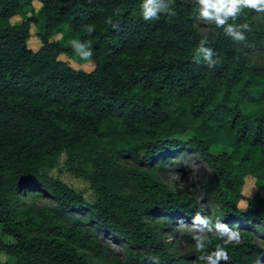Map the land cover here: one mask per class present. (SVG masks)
Listing matches in <instances>:
<instances>
[{
	"label": "trees",
	"instance_id": "16d2710c",
	"mask_svg": "<svg viewBox=\"0 0 264 264\" xmlns=\"http://www.w3.org/2000/svg\"><path fill=\"white\" fill-rule=\"evenodd\" d=\"M163 2L145 21L143 0H0V225L14 240L0 239V252L14 264H210L220 248L219 264L264 258L254 240L264 238V13L201 28L198 0ZM64 23L93 53L91 70L71 66L74 48L52 39ZM242 24L244 41L225 34ZM202 41L220 60L213 68ZM186 154L204 165L190 189L165 178ZM179 223L177 250L168 233Z\"/></svg>",
	"mask_w": 264,
	"mask_h": 264
},
{
	"label": "rangeland",
	"instance_id": "374dc122",
	"mask_svg": "<svg viewBox=\"0 0 264 264\" xmlns=\"http://www.w3.org/2000/svg\"><path fill=\"white\" fill-rule=\"evenodd\" d=\"M199 1V0H198ZM34 9H37L39 7V3L37 1L33 2ZM26 10L24 16L31 14L30 7L24 8ZM24 9L22 11H24ZM40 18V21L37 23V26L34 25L33 28L35 31H41L43 30V24H44V17ZM22 18L20 17H14L11 19L12 22L14 21H20ZM202 20V26H199L201 28L205 27V22H207V18L203 17ZM33 29V30H34ZM52 39L59 41L63 46L70 48H74V56L69 59V64L73 66L76 69H82V70H91L89 66H92V62L83 60L80 58V56L77 55L78 52H84L87 51L85 44L83 42L79 41L78 35L68 26V24L64 23L61 24L58 28V30L52 35ZM35 39H31L29 42V46L32 49H36L38 47V44L34 41ZM83 46V47H81ZM67 55L62 54L59 56L60 59L67 61ZM72 61V62H71ZM77 61V62H76ZM88 64H90L88 66ZM222 148H213L212 151L219 152ZM204 170V165L198 160V158L194 154H186L183 157H180L178 164L173 165L171 169H169L166 173L165 178L169 181L170 184L176 186V187H186L191 188L189 186L190 182L192 181L193 177L196 175H200ZM55 175H58L61 180L66 182L67 184L79 189L83 190L84 192L88 193L89 189L82 179L75 178L70 176L69 174L65 173L63 170L62 172L58 173L56 170L53 171ZM256 187L254 186V179L251 177H248L242 187V193L245 196H252L254 192H256ZM260 194L264 197V191H260ZM197 202L202 206L204 210L208 209L206 208V201L201 200L200 197L195 198ZM243 205V202L241 203ZM181 227L182 224L179 223L176 227L177 230L172 231L168 233V236L172 240V242L177 246V250H180L185 246L186 241L181 237ZM200 233H203V229L197 230ZM225 238L228 240L227 235L225 234ZM0 239L4 241L5 243H13L14 240L11 236L5 235L1 231V225H0ZM101 239L107 244L108 250L112 253L117 255L118 257L123 256L122 254V247L112 242L109 238V236H104ZM264 238L260 235H257L254 240L259 242H262ZM264 247V246H263ZM0 264H14V258L11 256L6 255L5 253L0 252ZM188 264H197L195 261H190ZM260 264H264V258H262Z\"/></svg>",
	"mask_w": 264,
	"mask_h": 264
},
{
	"label": "clouds",
	"instance_id": "9594fccd",
	"mask_svg": "<svg viewBox=\"0 0 264 264\" xmlns=\"http://www.w3.org/2000/svg\"><path fill=\"white\" fill-rule=\"evenodd\" d=\"M199 3L202 5L201 16L214 20L217 27H220L225 24L227 18H235L239 13L244 9H251L259 13H264V0H199ZM142 8V17L145 21L148 20H157L159 19V14L167 11V6L164 4L163 0H143ZM111 23V21H108ZM88 27L89 31L93 30L90 26ZM115 27V25H113ZM238 29H243L240 31ZM244 30H250L247 24L242 25H229L225 29V34L230 36L236 41L242 42L246 39L244 35ZM204 41L201 42V46L198 48V51L203 54L204 62L208 68H213L220 63V60L214 59L215 54L210 48H204ZM83 47V46H81ZM83 60H90L93 53L91 51L78 52ZM197 220L200 223H206L205 220L197 216ZM220 232L226 234L229 241L239 242L240 241V232L231 231L226 226H220ZM214 257V258H213ZM210 264H219V261H227L228 253L220 248L213 255L208 257Z\"/></svg>",
	"mask_w": 264,
	"mask_h": 264
}]
</instances>
